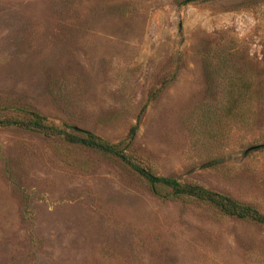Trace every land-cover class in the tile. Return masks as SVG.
Listing matches in <instances>:
<instances>
[{
    "label": "rangeland",
    "instance_id": "obj_1",
    "mask_svg": "<svg viewBox=\"0 0 264 264\" xmlns=\"http://www.w3.org/2000/svg\"><path fill=\"white\" fill-rule=\"evenodd\" d=\"M179 1L0 0V109L109 144L135 127L152 176L264 217V148L244 153L264 145V0ZM230 74L251 80L252 115L221 122L208 151L199 117L223 107ZM60 147L0 128V264H264V226L158 199L117 161ZM217 154L222 170L206 168Z\"/></svg>",
    "mask_w": 264,
    "mask_h": 264
},
{
    "label": "trees",
    "instance_id": "obj_2",
    "mask_svg": "<svg viewBox=\"0 0 264 264\" xmlns=\"http://www.w3.org/2000/svg\"><path fill=\"white\" fill-rule=\"evenodd\" d=\"M206 1L181 0L178 4L204 3ZM218 64L219 62L216 61L215 72H224L226 70L225 67L222 68ZM252 87L253 85L249 78L241 79L232 74L225 78L221 94L223 107L212 112L206 111L199 117L198 133L202 141L204 140L208 151L211 148L215 149L214 151H218L220 140L218 128L221 122L227 121L232 126L235 124H248L252 115L250 109L253 96ZM156 95L157 93L150 98L153 100ZM0 128H11L33 133L44 140L57 143L61 147H76L111 158L142 179L150 193L158 199L190 202L201 205L222 218L264 226V217L251 205L238 202L197 185L152 176L140 161H136L132 157L135 127L129 129L125 140L116 144H109L85 130L71 126L57 127L49 124L42 116L30 109L2 108L0 109ZM256 148L263 149L264 145L250 147L244 153L252 152ZM222 164L223 158L219 154L204 163L206 168L216 171L222 170Z\"/></svg>",
    "mask_w": 264,
    "mask_h": 264
}]
</instances>
